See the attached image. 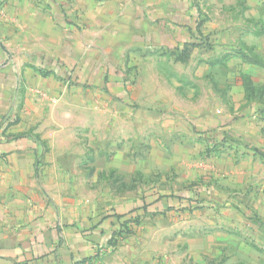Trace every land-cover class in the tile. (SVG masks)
I'll return each mask as SVG.
<instances>
[{
  "label": "crops",
  "instance_id": "obj_1",
  "mask_svg": "<svg viewBox=\"0 0 264 264\" xmlns=\"http://www.w3.org/2000/svg\"><path fill=\"white\" fill-rule=\"evenodd\" d=\"M235 12L241 19L233 23ZM140 52L195 61L187 76L196 111L189 117L167 113L172 118L152 122L151 141L158 134L173 147L145 154L149 165L137 173L152 180L146 194L110 207L88 198L85 177L78 182L65 160L41 148L40 110L53 107L68 87L117 93L116 79L131 76L119 65ZM234 59L245 63L241 77H254L255 101L249 100V85L241 84L239 96L231 86L216 85L199 112L196 80L219 73L218 67L228 69ZM249 61L255 63L248 67ZM142 73L181 76L164 69ZM155 85L144 83L151 93ZM40 91L48 98H39ZM159 92V102L148 107L168 109L166 91ZM184 99L177 100L181 108ZM233 102L246 110L237 123ZM215 137L228 143L213 155L217 172L186 167L203 156L200 138ZM238 138L249 150L242 156L232 143ZM136 171L131 165L128 172ZM160 195L193 203L188 220L176 218L170 252L163 248L166 256L152 260L148 239L145 253H133L138 234L156 233L134 228L116 236L104 264H264V0H0V264H74L111 241L123 223L118 215ZM158 233L167 246L170 233Z\"/></svg>",
  "mask_w": 264,
  "mask_h": 264
},
{
  "label": "rangeland",
  "instance_id": "obj_2",
  "mask_svg": "<svg viewBox=\"0 0 264 264\" xmlns=\"http://www.w3.org/2000/svg\"><path fill=\"white\" fill-rule=\"evenodd\" d=\"M217 17L223 22V13ZM232 19L234 23L241 18L235 12L232 13ZM248 63V67H251L249 65L255 62L249 61ZM194 64L195 61L192 62V60L188 62L178 61L171 54L163 58H149L147 54L144 55L140 52L135 54L134 59H130L129 62L123 60L119 65L121 69L130 70L131 76L116 79L120 84L117 93L109 91L103 92V94L95 93L90 90L89 86H84L85 89L81 90L78 87L66 88L67 90H64L61 96L55 98L53 107L51 105L45 106L40 110L42 119L39 137L41 148L54 150L57 160H65V164L75 171L72 173V178L75 177L78 182L81 176L85 177L86 188H82V191L87 193L88 198L101 200L105 204H110V207L116 206V208L122 207L123 205L120 203L127 201L129 197H135L136 200L140 199L149 190L147 183L152 181L137 173L149 165L145 154L151 149H159L162 145H165L167 149L173 147V142L162 141L158 134L154 137V141H151L152 136L149 134V130L152 122L158 123L162 118H172L168 117L167 113H171L173 117L177 114L189 117L193 111H196L191 108V106L196 105L197 100L191 98L193 88L190 83L191 77L187 76L195 67ZM244 64L239 59H234L228 69L214 67L220 70L219 73L213 74V76L210 73L209 76H201L198 82L196 80L195 83L199 84L200 94L198 98L200 108L197 109L200 110L199 112H203L204 107L202 105L206 106V101L203 100H207L209 88H212V97L215 96L216 85L227 88L231 86L235 96H239L241 84L249 85V87H253L249 100L255 101L254 77L249 75L250 77L244 78L240 75L241 70L246 69ZM145 69H164L174 71L181 76L151 78V76L142 75ZM228 71L232 72L231 76H228ZM114 79L111 78L112 81H115ZM165 79L168 80L167 84L163 83ZM152 80H155L156 83L154 88L157 92L154 93L147 91L144 86L145 82ZM175 83L182 85L183 91H179ZM65 85L67 87L70 83L67 82ZM159 89L167 93L168 109L148 107L150 104L159 102ZM194 89L197 92V88L194 87ZM196 92L194 91V94ZM182 95L185 96V99L181 108L177 100ZM39 98L45 100L48 97L45 93ZM231 111L233 121L237 123L246 110L242 107L238 108L233 102ZM200 139V150L203 151V156L192 158L191 161L185 163V166L191 169L197 168L214 172L217 168H215L216 165L212 160L213 155L219 150L226 149L225 146L228 143L224 145L218 138L214 139L213 142L204 138ZM236 140L239 142V144H233L236 156L247 154L249 150L246 147L245 139L238 138ZM64 152H71V156H61ZM250 152L254 153L255 151L251 150ZM131 165L137 167L135 174L128 172L129 168L131 170ZM80 168L83 169L82 173H80ZM165 196L170 198V195ZM172 205L173 202L170 198L169 206ZM106 206L108 205H103L104 209ZM159 208L163 209V207ZM192 212L191 209L181 207L179 210H166L165 213L144 214L138 223L133 222L129 225L130 231L135 228L137 231L151 230L156 233L150 237L138 234L134 238V248L130 250L136 254L145 253V242L150 239L152 260L165 257L166 252H163V248L167 247V253H169L170 246L175 239L173 229L176 218L183 217V221H186L191 216L188 214H192ZM160 230L170 233L169 237L165 238L168 241L167 246L160 243L164 240L163 237L159 236ZM116 243L111 244L107 251L109 254L115 249Z\"/></svg>",
  "mask_w": 264,
  "mask_h": 264
},
{
  "label": "trees",
  "instance_id": "obj_3",
  "mask_svg": "<svg viewBox=\"0 0 264 264\" xmlns=\"http://www.w3.org/2000/svg\"><path fill=\"white\" fill-rule=\"evenodd\" d=\"M179 58L180 60L185 59L184 56H182V54ZM232 143L239 144L238 140H233ZM152 195H155V193H153ZM169 199H170L169 197L161 196V195L156 197L155 199L148 201L144 199L141 205L132 207L127 213H124L123 215H118V217L123 218V223L120 225V228L114 232V236L112 237L110 244H114L117 242L116 236L120 237L122 233L129 232L130 231L129 224L133 222L138 223L140 217L143 216V214L165 213L166 210H179L181 207L192 210L193 203L191 202V198H187L184 201L182 200V198H178V203H173L172 206H169ZM159 207H163V209ZM198 207H202V205H199ZM141 211H143L144 213H141Z\"/></svg>",
  "mask_w": 264,
  "mask_h": 264
},
{
  "label": "built area",
  "instance_id": "obj_4",
  "mask_svg": "<svg viewBox=\"0 0 264 264\" xmlns=\"http://www.w3.org/2000/svg\"><path fill=\"white\" fill-rule=\"evenodd\" d=\"M45 92H39V96H44ZM110 240L109 242L104 245V246H98L92 255L80 259L78 261H76L74 264H104L103 263V256L105 254V252H107L110 249Z\"/></svg>",
  "mask_w": 264,
  "mask_h": 264
}]
</instances>
